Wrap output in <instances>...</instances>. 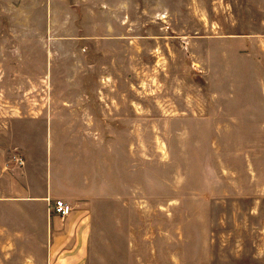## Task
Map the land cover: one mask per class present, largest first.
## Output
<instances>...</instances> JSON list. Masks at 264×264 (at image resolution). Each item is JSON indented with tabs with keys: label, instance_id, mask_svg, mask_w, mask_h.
Wrapping results in <instances>:
<instances>
[{
	"label": "rangeland",
	"instance_id": "374dc122",
	"mask_svg": "<svg viewBox=\"0 0 264 264\" xmlns=\"http://www.w3.org/2000/svg\"><path fill=\"white\" fill-rule=\"evenodd\" d=\"M58 54L126 155L80 230L88 264H264V0H0V264L44 260L19 159Z\"/></svg>",
	"mask_w": 264,
	"mask_h": 264
},
{
	"label": "crops",
	"instance_id": "0c3cea01",
	"mask_svg": "<svg viewBox=\"0 0 264 264\" xmlns=\"http://www.w3.org/2000/svg\"><path fill=\"white\" fill-rule=\"evenodd\" d=\"M56 62L50 59L46 67L49 70L48 65L51 64L52 90L49 94L56 89L60 98L47 106L43 103L37 109L41 115L32 121L42 127V134L32 137L23 161L26 172L31 174L25 187L26 197L22 201L28 209L37 212L39 220L35 215L27 214L26 217L34 227H31L32 231L36 230V226L41 228L42 233L43 230L46 232V243L43 244L42 240L27 253L44 256L42 264H88L91 248L85 246V235L80 233L90 223L92 198L97 196V192L101 194V191H107L109 185L113 189L112 181H108L109 173L112 175L115 170L123 171L126 155L122 151L115 156L111 143L99 147L96 140L98 105L88 103L86 99L84 101L83 96L88 94L85 86L74 83L67 86L68 82L80 77L84 79L86 74L79 75L78 71L82 70L78 66L73 68L72 73L70 68L67 69V63L61 61V54H58ZM53 73H57L56 78ZM48 77L46 72L41 78ZM61 94L65 96L62 100ZM67 95L75 97L68 98ZM106 107L102 110L114 114L120 106L109 104ZM136 111L139 113V108ZM110 116L113 119V115ZM99 177H105L104 184ZM56 200L67 202L73 208L71 214L65 218L55 214L52 208ZM1 203L2 200L0 211ZM63 219L66 220L64 228L61 225ZM73 237L75 242L67 245L66 241Z\"/></svg>",
	"mask_w": 264,
	"mask_h": 264
},
{
	"label": "built area",
	"instance_id": "2783aa9c",
	"mask_svg": "<svg viewBox=\"0 0 264 264\" xmlns=\"http://www.w3.org/2000/svg\"><path fill=\"white\" fill-rule=\"evenodd\" d=\"M19 162L21 164L24 163L23 159H21V158L19 159ZM52 210L55 214H57L61 218H65L66 216L71 214L73 208L64 200H56L54 205H53Z\"/></svg>",
	"mask_w": 264,
	"mask_h": 264
}]
</instances>
